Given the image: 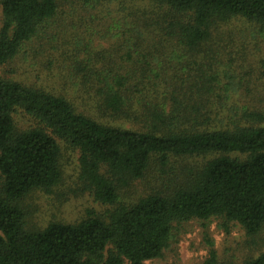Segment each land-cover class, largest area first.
<instances>
[{
	"label": "trees",
	"instance_id": "1",
	"mask_svg": "<svg viewBox=\"0 0 264 264\" xmlns=\"http://www.w3.org/2000/svg\"><path fill=\"white\" fill-rule=\"evenodd\" d=\"M156 1L167 9L161 30L176 44L167 63L174 74L165 73L153 52L127 51L120 64L92 53L72 63L47 61L70 70L74 87L96 99L101 112L126 117L139 129L103 123L62 93L0 77V264H146L163 255L176 224L194 218L222 217L240 225L251 244L261 240L264 94L254 106L232 104L252 88L229 68L220 69L213 38L219 25L239 18L264 32V0ZM1 3L0 65L34 42L60 49L58 0ZM102 36L129 39L117 23ZM126 63L140 67L127 69ZM145 85L155 88V100H147ZM210 99L220 108L213 111ZM19 108L45 128L19 129ZM53 134L79 150L81 180L111 208L31 229L22 199L36 189L52 190L64 176ZM140 182L150 189L125 202L122 195L131 197ZM205 264H218L216 252ZM243 264H264V250Z\"/></svg>",
	"mask_w": 264,
	"mask_h": 264
},
{
	"label": "rangeland",
	"instance_id": "2",
	"mask_svg": "<svg viewBox=\"0 0 264 264\" xmlns=\"http://www.w3.org/2000/svg\"><path fill=\"white\" fill-rule=\"evenodd\" d=\"M1 1L0 30L3 26ZM58 4L55 29L61 35L60 49H54L51 43L44 40L34 42L27 52L24 51L11 62L0 65V77L62 93L80 111L103 123L139 129L140 125L126 117L101 112L96 99H91L83 91L79 93L74 87L70 70L61 68L60 65L51 67L47 61L54 58L58 63L65 64L67 59L72 63L79 57L83 59L92 53L94 57L106 54L108 61L120 64L119 62L123 61L121 55L127 51L132 50L133 54L153 52L160 57L165 73L172 75L176 70L173 64L167 63L176 44L165 37L160 24L167 12L166 7L156 0H106L98 5L87 3L85 0H58ZM114 23L125 29L129 39L102 36ZM213 42L221 55L220 58L217 56L220 69L229 68L252 88L250 92L244 88L241 93L235 95L232 104L242 107L262 102L260 98L264 94V32L260 25L241 18L221 24L215 31ZM134 64L126 63V68L140 67L139 64ZM145 87L148 88L150 96L147 100H155V88L152 85ZM155 87L159 91L164 89V85ZM209 105L213 111L221 106L220 103L217 104L216 99H210ZM14 118L21 130L32 127L45 128L21 108L15 111ZM47 130L53 133L50 129ZM53 135L61 147L64 176L62 182L52 190L36 189L22 199L21 204L27 212V226L31 229H42L50 222L56 221L75 223L92 211L105 215L111 208L96 201L92 191L81 180L79 150L65 139ZM146 188L150 189L146 183L140 182L131 190V197H126L125 193L122 199L125 202H133L147 193ZM263 250L264 233L259 242L251 244L245 230L238 224H227L222 217L194 218L176 224L174 238L163 255L147 260L146 264H205L212 252H216L218 264H243L246 259L259 255Z\"/></svg>",
	"mask_w": 264,
	"mask_h": 264
}]
</instances>
